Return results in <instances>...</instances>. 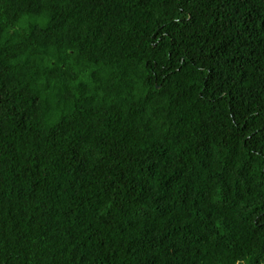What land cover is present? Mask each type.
Listing matches in <instances>:
<instances>
[{
    "label": "trees",
    "instance_id": "1",
    "mask_svg": "<svg viewBox=\"0 0 264 264\" xmlns=\"http://www.w3.org/2000/svg\"><path fill=\"white\" fill-rule=\"evenodd\" d=\"M0 264H264V0H0Z\"/></svg>",
    "mask_w": 264,
    "mask_h": 264
}]
</instances>
